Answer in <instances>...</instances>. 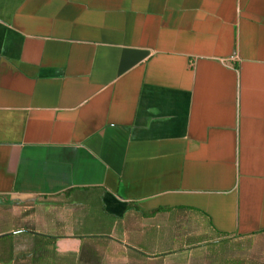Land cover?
I'll return each instance as SVG.
<instances>
[{
    "label": "crops",
    "instance_id": "obj_1",
    "mask_svg": "<svg viewBox=\"0 0 264 264\" xmlns=\"http://www.w3.org/2000/svg\"><path fill=\"white\" fill-rule=\"evenodd\" d=\"M0 264H264V0H0Z\"/></svg>",
    "mask_w": 264,
    "mask_h": 264
}]
</instances>
